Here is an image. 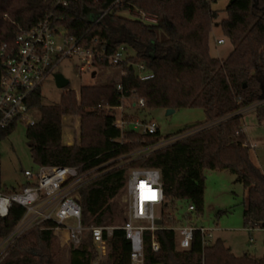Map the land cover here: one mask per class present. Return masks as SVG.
Listing matches in <instances>:
<instances>
[{
    "label": "trees",
    "instance_id": "16d2710c",
    "mask_svg": "<svg viewBox=\"0 0 264 264\" xmlns=\"http://www.w3.org/2000/svg\"><path fill=\"white\" fill-rule=\"evenodd\" d=\"M114 1L74 0L68 6H55V0H0V47H14L17 34L52 14L55 24L82 37L84 48H104L103 56L94 59L95 67H115L120 72L110 82L82 86L78 95L67 88L57 104L44 105L41 88L33 92L29 107L35 110V123L26 126V137L36 169L43 165L76 166L81 173L96 169V177L79 190L87 226L122 225L118 222L123 210L117 199L126 191L133 168L159 169L167 209L175 210L182 201L192 203L198 214L204 210L205 169H227L246 190V226L264 229V173L251 158L243 129V113L248 108L253 107L258 121L264 122V0L228 1L220 28L233 48L223 59L210 52L212 28L219 17L212 7L215 0H120L112 5ZM136 11L156 16L157 22L140 20ZM121 46L126 48V60L112 65L110 58ZM138 64L154 76L141 80ZM123 94L145 100L143 109L133 103L126 107L129 117L152 109L200 105L207 119L166 137L160 130L155 134L132 127L122 131L114 121ZM66 115L80 119V140L71 145L63 142ZM16 125L1 131L0 138ZM173 135L181 137L142 152ZM23 186L0 188L11 192ZM23 213L24 208L16 204L8 216L0 217V241ZM163 223L178 221L165 218ZM155 234L160 243L157 252L151 246L152 232H144L145 264H264V259L248 253L236 256L221 239L203 248L198 231L186 249L178 247L174 230L159 229ZM54 238L52 229L40 225L21 237L1 264H62ZM130 252L122 228L108 237V252L102 258L87 233L79 245L70 248L68 264H132Z\"/></svg>",
    "mask_w": 264,
    "mask_h": 264
},
{
    "label": "built area",
    "instance_id": "2783aa9c",
    "mask_svg": "<svg viewBox=\"0 0 264 264\" xmlns=\"http://www.w3.org/2000/svg\"><path fill=\"white\" fill-rule=\"evenodd\" d=\"M72 1L74 0H55V6H68ZM119 1L115 0L112 5ZM104 14L105 12L101 13L93 23H98ZM134 15L144 22H157L156 16L145 11H136ZM81 39L82 37L69 34L65 27L55 24L51 14L32 28L17 34L14 47L9 48L7 44L0 47V133L14 122H24L27 125L35 123L29 107L30 97L35 90L42 87L48 76L56 73L55 68L64 59L78 56L82 63L81 71L96 68L94 59L103 56L104 48L103 51L93 47L84 48ZM97 41L98 37H95L93 42L96 44ZM217 42L220 44L224 40L218 39ZM125 55L126 48L121 46L111 56V64L124 62ZM137 70L141 80L154 76L144 64H138ZM117 88L123 90L121 84ZM134 97L135 94L122 95L121 104L116 108L119 113L114 125L122 131L132 127L143 134L157 133L160 129L156 122L126 115L125 101L130 100L139 109L146 107L143 98ZM180 137L164 139L143 149L142 152L148 153L147 151L161 147L163 143L166 146ZM95 170L94 168L81 173L80 168L76 166L43 165L37 169L24 170L25 183L22 188L11 192L0 188V217L8 216L16 204L24 208L17 225L0 241V264L5 261L7 254L21 237L43 224L45 228L52 229L54 234L65 231L73 247L79 245L83 237L90 233L98 246L99 258L107 253L108 237L116 228H122L131 244L132 264H145L144 232L147 230L152 232L151 246L155 252L160 249L155 234L159 229L174 230L180 249L191 245L196 231L200 233L203 248L215 241L212 229L197 227L191 222V212L195 211L192 203H188L187 223H163L165 218L175 217L171 209L165 206L161 172L157 168H133L129 171L126 183L127 217L122 225H85L79 190L96 177ZM158 219L161 223H157ZM68 220H74V223L69 224Z\"/></svg>",
    "mask_w": 264,
    "mask_h": 264
},
{
    "label": "rangeland",
    "instance_id": "374dc122",
    "mask_svg": "<svg viewBox=\"0 0 264 264\" xmlns=\"http://www.w3.org/2000/svg\"><path fill=\"white\" fill-rule=\"evenodd\" d=\"M228 1L215 0L212 3V7L219 12V17L212 28L210 52L213 57L220 59L225 58L233 48L231 41L224 36L220 28V21L227 17L225 9ZM218 39H223L224 43L219 44ZM81 65L80 58L74 56L64 59L55 68V72H60L69 79V85L66 88H60L56 85L54 77L48 76L41 87L44 105L59 103L62 93L67 88L73 89L78 95L82 86L110 82L112 79H118L120 73L119 69L115 67H96L81 71ZM94 73L95 75H93ZM130 103V100L125 101L124 107L130 106ZM117 111L119 113V110ZM34 112L35 110L32 111V115L35 118ZM131 117L156 122L163 137L207 119L206 112L200 105L183 107L171 114L167 113V109H152L142 113L136 112ZM26 126V123L20 122L10 133L0 138V185L4 189L23 185L25 183L24 170L36 169V164L31 157L30 143L26 137ZM243 129L251 147V158L264 173V122L258 121L256 110L253 107L243 113ZM62 134L65 143H75L80 140V119L78 116L66 115L63 117ZM174 136L176 135L172 137ZM164 146L163 143L161 147ZM204 175V210L201 214L196 211L191 212V222L197 227L204 226L212 229L215 240L221 239L236 256L248 253L255 258L264 259V229L248 228L244 221L246 190L243 184L237 180L235 174L227 169H205ZM127 198V192L124 191L117 199L119 207L123 210L121 213L123 217L118 222L120 224L127 217ZM170 211L178 223H187L188 203L178 201L176 209ZM117 214L120 212L118 211ZM67 222L73 224L74 220ZM54 243L56 249L60 251L61 263L68 264L72 245L68 241L67 233L61 231L55 234ZM106 252H108V247Z\"/></svg>",
    "mask_w": 264,
    "mask_h": 264
},
{
    "label": "water",
    "instance_id": "95a60500",
    "mask_svg": "<svg viewBox=\"0 0 264 264\" xmlns=\"http://www.w3.org/2000/svg\"><path fill=\"white\" fill-rule=\"evenodd\" d=\"M93 75H95V73ZM53 77H54L55 82H56V85L58 87H60V88H66L69 85V79L66 78L62 73L56 72V73H54ZM175 110L176 109H174V108L167 109V113L168 114L174 113ZM157 223H161V220L158 219L157 220Z\"/></svg>",
    "mask_w": 264,
    "mask_h": 264
},
{
    "label": "crops",
    "instance_id": "0c3cea01",
    "mask_svg": "<svg viewBox=\"0 0 264 264\" xmlns=\"http://www.w3.org/2000/svg\"><path fill=\"white\" fill-rule=\"evenodd\" d=\"M224 43V42H223ZM64 142V141H63ZM65 143V142H64ZM65 144H67V145H71V144H73V143H71V142H66Z\"/></svg>",
    "mask_w": 264,
    "mask_h": 264
}]
</instances>
